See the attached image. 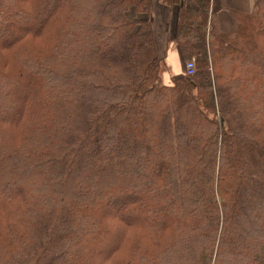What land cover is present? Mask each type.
Returning a JSON list of instances; mask_svg holds the SVG:
<instances>
[{
	"label": "trees",
	"instance_id": "trees-1",
	"mask_svg": "<svg viewBox=\"0 0 264 264\" xmlns=\"http://www.w3.org/2000/svg\"><path fill=\"white\" fill-rule=\"evenodd\" d=\"M159 1L170 85L151 0H0V264H264V0Z\"/></svg>",
	"mask_w": 264,
	"mask_h": 264
},
{
	"label": "crops",
	"instance_id": "crops-1",
	"mask_svg": "<svg viewBox=\"0 0 264 264\" xmlns=\"http://www.w3.org/2000/svg\"><path fill=\"white\" fill-rule=\"evenodd\" d=\"M258 0H213V11L217 13L221 30L224 33L233 32L234 23L229 20L231 10L249 13L253 10ZM152 14L151 20L154 26V32L157 41L159 54L164 57L165 64L170 70V80L172 78L184 76L186 74V62L173 40L178 22V8L168 7L160 3L159 0H151ZM187 8L194 14H197L196 4L188 0ZM136 19L145 20V16H136ZM232 19V18H231ZM183 66V69L180 68Z\"/></svg>",
	"mask_w": 264,
	"mask_h": 264
},
{
	"label": "rangeland",
	"instance_id": "rangeland-1",
	"mask_svg": "<svg viewBox=\"0 0 264 264\" xmlns=\"http://www.w3.org/2000/svg\"><path fill=\"white\" fill-rule=\"evenodd\" d=\"M229 20L232 23V19L230 15H229ZM182 69H183V66L180 68V70ZM170 75L171 73H170L169 67L166 64H164L162 68V79L165 85H170L173 82V78L172 80H170Z\"/></svg>",
	"mask_w": 264,
	"mask_h": 264
},
{
	"label": "built area",
	"instance_id": "built-area-1",
	"mask_svg": "<svg viewBox=\"0 0 264 264\" xmlns=\"http://www.w3.org/2000/svg\"><path fill=\"white\" fill-rule=\"evenodd\" d=\"M194 72H195V62L194 61L188 62L186 66V74L188 76H192Z\"/></svg>",
	"mask_w": 264,
	"mask_h": 264
},
{
	"label": "bare ground",
	"instance_id": "bare-ground-1",
	"mask_svg": "<svg viewBox=\"0 0 264 264\" xmlns=\"http://www.w3.org/2000/svg\"><path fill=\"white\" fill-rule=\"evenodd\" d=\"M187 66V65H186Z\"/></svg>",
	"mask_w": 264,
	"mask_h": 264
}]
</instances>
